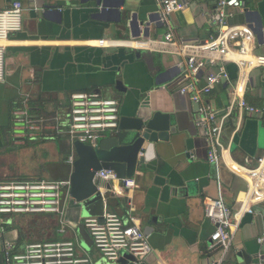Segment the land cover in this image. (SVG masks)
<instances>
[{"label": "crops", "instance_id": "1", "mask_svg": "<svg viewBox=\"0 0 264 264\" xmlns=\"http://www.w3.org/2000/svg\"><path fill=\"white\" fill-rule=\"evenodd\" d=\"M14 1H21L25 10L22 32L12 35L7 43L5 81L0 82V182L47 180L8 170L19 151L31 154L36 149L41 154L38 160L45 175L55 172L56 181L70 177L72 168L65 163L67 170L56 172L53 159L56 143L63 140L54 128L66 120L72 95L97 93L117 97L121 101L120 116L131 115L149 99L150 110L173 115L174 133L167 142L157 144L150 169L144 167L132 178L137 184L135 190L124 191L111 184L120 199L114 211L123 218L137 219L149 238L153 251L145 264H213L218 256L209 254L207 247L215 227L205 218L203 200L222 198L234 216L240 212L247 201L249 184L239 175L238 166L255 169L264 155V115L245 113L240 119L239 113L234 112L222 137L225 153L219 165L211 164L208 144L195 125L198 108L178 93L184 76L180 58L123 44L164 40L166 29L156 17L157 0H99L101 5L98 0H0V11L11 7ZM180 1L188 7L172 16L179 38L202 44L218 35L220 27L212 20L218 0ZM245 1L244 10H231L233 16L228 24L252 26L256 53L263 55L264 0ZM135 13L139 19L146 15L155 17L146 35L145 30L132 34L129 20ZM101 41L118 44L101 45ZM224 65L231 82L223 83L208 95L209 102L220 113L230 105L239 75L235 63ZM215 71L216 67L207 65L200 79L204 82L208 73ZM249 77L246 100L252 106L264 108V68L251 71ZM119 81L124 83L127 93L116 89ZM26 109L32 124L18 121V112ZM114 133H105L103 140ZM65 141L69 157L74 148L70 141ZM49 162L50 170L45 165ZM64 209L69 227L66 234L59 233L61 226L56 216L20 215L23 217L2 218L5 236L20 248L41 240L79 241L76 231L84 219L80 209L70 196L64 199ZM252 210V214L238 216L234 252L228 264H243V257L238 256L242 251L252 258L251 264L260 258L264 260V243L259 241L264 237V201L255 203ZM146 229H152L150 235ZM20 230H31L32 236L25 233L22 240ZM82 249L89 256L94 250ZM91 259L94 264H116L98 252ZM0 264H5L1 237Z\"/></svg>", "mask_w": 264, "mask_h": 264}, {"label": "built area", "instance_id": "2", "mask_svg": "<svg viewBox=\"0 0 264 264\" xmlns=\"http://www.w3.org/2000/svg\"><path fill=\"white\" fill-rule=\"evenodd\" d=\"M157 2L158 22L166 29L164 40H137L123 44L180 58L184 76L178 93L198 104L196 128L208 144L209 162L219 165L225 153L222 143L224 129L233 113L238 112L240 119L245 113L256 117L264 115V108L252 106L246 100L250 72L264 68V54L256 53V38L252 26L228 24V19L233 16L231 10H244L246 1L218 0L212 20L219 25L220 31L217 36L202 44L184 41L176 33L172 16L185 10L187 3L180 0ZM24 10L21 1H14L11 7L0 11V82L5 81L7 43L12 35L22 32ZM100 43L109 46L118 44L111 41ZM224 63H235L239 68V75L231 93V103L220 113L209 102L208 95L223 83L231 82ZM207 65L216 67V71L208 73L203 82L200 74ZM120 108L121 101L117 97L76 93L71 97V110L66 120L54 128L55 134L66 137L72 144L78 141L94 149L98 148L105 133L119 130ZM18 121L33 123L27 109L18 112ZM76 160L74 151L66 161L72 170ZM238 167L241 170L239 175L248 181L249 190L247 201L237 215H233L222 198L205 197L203 200L205 218L215 227L207 247L209 254L218 256L213 264H228L230 255L234 252L235 233L239 226L238 216L252 214V206L264 201V155L258 159L255 169ZM96 176L124 191L137 188L134 179H120L113 171L103 170ZM70 191V177L58 181L0 182V237L5 264H94L88 253L83 251L79 241H39L20 248L5 236L2 218L17 215L56 216L61 226L59 233L66 234L69 227L65 222L64 199L70 196ZM82 224L93 241V248L108 262L116 263L121 253L127 251L136 258V264H141L153 251L149 238L134 217L123 218L113 212L106 213L103 217L85 218ZM259 241L263 244L264 237ZM256 264H264V260L260 258Z\"/></svg>", "mask_w": 264, "mask_h": 264}, {"label": "water", "instance_id": "3", "mask_svg": "<svg viewBox=\"0 0 264 264\" xmlns=\"http://www.w3.org/2000/svg\"><path fill=\"white\" fill-rule=\"evenodd\" d=\"M101 4L102 1L99 2V5ZM154 19L155 17L151 15L139 19L138 14H132L129 20L132 34L138 35L141 30H145L146 35ZM116 89L121 93H127V88L121 81L117 83ZM196 107L199 108L198 104ZM174 128L173 115L153 112L147 99L131 115L121 116L119 130L102 140L98 148L94 149L78 141L75 142L73 148L77 160L70 175V199L74 206L80 209V216L84 219L103 217L106 213L115 212L114 206L120 203V199L112 191L111 183L103 182L96 176L97 173L109 170L115 172L120 179H132L137 171L144 167L150 169L148 165L151 164V157H155L157 144L167 142L174 133ZM141 154L143 157H140ZM76 232L82 247L87 252H91L93 241L82 223L78 225ZM151 232L152 229H146L147 235ZM238 256L243 257V264H251L252 258L250 259L245 252H239ZM136 263V258L127 251H123L116 262V264Z\"/></svg>", "mask_w": 264, "mask_h": 264}, {"label": "rangeland", "instance_id": "4", "mask_svg": "<svg viewBox=\"0 0 264 264\" xmlns=\"http://www.w3.org/2000/svg\"><path fill=\"white\" fill-rule=\"evenodd\" d=\"M61 139L63 140L56 143L55 155L53 159L54 169L56 170V172L58 169L67 170V166L65 163H66V158L69 155V147L65 140H68V139L66 137H61ZM33 152L34 153H31V154H25V153H20L19 151L17 154V159L15 160L13 159L12 162L9 163L10 168H8V170L12 171L13 174L15 173L18 174V172H23L25 175H28L31 173V174H34L33 176L38 177L37 179L45 178L47 180L56 181L58 178L54 177L56 175L55 172L53 173V175L48 172H47L48 175H45L44 168L40 167L41 162L38 160V158L41 157V154L39 152V149H36V151H33ZM45 165H47V167L50 170V166H51L50 162L49 164L46 163ZM25 178H29V177H25ZM31 181H35V180H31ZM14 217L21 218L23 216H14ZM96 252L97 251L94 249L89 254L92 257L93 255L96 254Z\"/></svg>", "mask_w": 264, "mask_h": 264}, {"label": "trees", "instance_id": "5", "mask_svg": "<svg viewBox=\"0 0 264 264\" xmlns=\"http://www.w3.org/2000/svg\"><path fill=\"white\" fill-rule=\"evenodd\" d=\"M25 233L28 234L29 237L32 236L31 235V230H26V232H24L23 230H20V237H21L22 240H24V238H26ZM41 241H43V240H41Z\"/></svg>", "mask_w": 264, "mask_h": 264}]
</instances>
